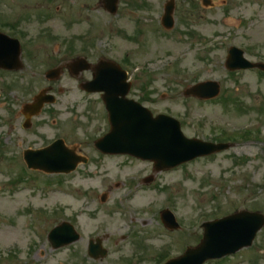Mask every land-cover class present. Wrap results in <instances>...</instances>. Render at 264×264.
Listing matches in <instances>:
<instances>
[{
  "label": "rangeland",
  "instance_id": "1",
  "mask_svg": "<svg viewBox=\"0 0 264 264\" xmlns=\"http://www.w3.org/2000/svg\"><path fill=\"white\" fill-rule=\"evenodd\" d=\"M164 1L150 3L151 16L161 13ZM211 1L207 15L213 21L193 29L205 40L193 48L185 41L155 40L154 23L141 28L146 33L144 44L134 43L140 42L137 38L125 40L119 29L131 36L136 32V15L128 0H121L117 16L107 14L98 0H0V22H5V16L20 18L19 31L25 35L21 42L32 43L31 51L41 62L31 66L39 73L34 78L26 73L0 75V257L10 256L2 264H159L157 256L164 250L169 260L197 246L204 222L242 210L264 216V76L257 72L230 75L223 54L229 43H219L233 32L231 42L250 50L249 59L264 61V0ZM48 32L61 43L51 40ZM79 38L96 44L93 52L88 51L92 62L104 57L122 63L128 53L136 52L129 56L135 66L131 67L130 97L139 101L141 87L151 79L149 90L155 103L146 105L154 114L180 120L188 138L217 139L231 144V149L159 173L151 171L148 161L102 156L93 145L107 131L101 101L83 97L76 88L78 82L68 75L49 83L43 73L73 58L65 55L66 40L77 45L79 54L83 48L81 41L75 42ZM205 80L221 84L218 100L196 102L184 96L187 88ZM13 84L16 88L6 93L5 86ZM49 85L62 89L55 114L43 113L34 120L35 127L25 131L21 128L23 105ZM24 88L28 90L21 91ZM227 98L229 107L223 104ZM245 129L256 135L225 140ZM56 138H65L67 145L89 159L64 179L61 190L56 187L64 176L30 171L22 160L25 150L41 148ZM20 174L24 180L17 182ZM152 175V184L142 182ZM103 195L105 203H101ZM142 198L147 200L144 205L139 202ZM169 202L183 221L181 230L169 232L162 225L160 214ZM131 203L146 208L134 209ZM65 220L83 239L53 250L47 236ZM96 236L103 238L109 250V256L100 261L87 255L88 241ZM206 264H264V228L250 248Z\"/></svg>",
  "mask_w": 264,
  "mask_h": 264
},
{
  "label": "water",
  "instance_id": "2",
  "mask_svg": "<svg viewBox=\"0 0 264 264\" xmlns=\"http://www.w3.org/2000/svg\"><path fill=\"white\" fill-rule=\"evenodd\" d=\"M110 11H115L117 0H104ZM173 7L170 6L168 14L171 16ZM20 47L8 41L0 35V68L3 69H21L20 66ZM240 68H246L243 65ZM263 67L262 65H260ZM230 70H236L235 64H229ZM110 72L111 77H108ZM60 71L50 74L59 77ZM97 75V76H96ZM96 79L91 84L93 89L123 90L120 92L125 97L128 86H125V75L113 66L99 65L96 68ZM198 86L187 91V95L197 96L199 98H214L219 94V87L213 85ZM205 87H208L205 89ZM52 102L48 97L40 96L34 105L26 108V113L36 115L40 112L43 103ZM107 109L110 115L112 131L103 140L97 143L98 149L104 153L111 154H130L142 159L155 162L157 170H163L178 166L184 162L193 160L200 156H207L216 152L228 149L227 145L205 144L196 140H188L181 132L180 124L172 118L159 116L154 119L152 114L141 108L139 105L131 106L125 100L112 101L106 98ZM50 148L45 151L26 154L27 162L31 167L41 168L51 172L67 171L70 172L76 168L75 165H68V157L63 155L61 158L63 166L67 170H54L51 166L59 163L53 155L48 152L53 151ZM168 225L169 220L164 217ZM264 225L263 217L248 212L237 213L229 218L204 225L205 234L201 245L197 249L189 250L184 257L174 260L169 264H204L210 259L222 258L226 255L234 254L243 247L250 246L255 238L256 232ZM172 226V224H170ZM78 236L71 226L64 224L57 228L50 235V240L55 248L67 246L77 241ZM106 251L101 249V243L91 244L90 255L97 258L105 257Z\"/></svg>",
  "mask_w": 264,
  "mask_h": 264
},
{
  "label": "flooded vegetation",
  "instance_id": "3",
  "mask_svg": "<svg viewBox=\"0 0 264 264\" xmlns=\"http://www.w3.org/2000/svg\"><path fill=\"white\" fill-rule=\"evenodd\" d=\"M153 1L154 2L156 1V3L159 2V0H130L131 9H136L138 12L144 13L146 15H150V11L153 10L152 5L150 3ZM164 8H165V2L162 4L161 13L157 12L155 14V18L151 20V21H155L154 26L156 29L162 28V18L164 15ZM207 11L208 9L203 7V0L199 2L194 0H180V2L178 1L176 2L175 0V15H174L175 32H177L179 36H184L186 41L192 45H196L197 43L202 44L205 40L202 38L200 39L199 33L193 29H196L199 23H204L203 26H207L208 24H210L209 19L211 18L208 17ZM149 23H150L149 19H145L143 22L137 20L136 26L140 30V32H138L136 35L137 39L142 40V38L146 36V33L144 31H141V28H145L149 26ZM14 24H16V21ZM0 25L3 26L2 23H0ZM78 58L68 60L66 63L63 64L60 63L59 66L63 65L66 74L68 73V75L72 77L74 74H76L78 79L83 80L82 82L84 83L87 82L85 81L86 80L85 78L87 79L92 78L93 71L92 70L85 72L78 71V68L80 67L78 62L76 61ZM80 58H84L89 62V64H91V66L93 65L88 55ZM26 72L30 74V76H34L37 73L36 71H26ZM49 88L52 91L56 90L54 87H49ZM58 90H62V89L59 88ZM82 94L84 96L87 95L86 93L83 92ZM99 97L101 99V95H99Z\"/></svg>",
  "mask_w": 264,
  "mask_h": 264
},
{
  "label": "bare ground",
  "instance_id": "4",
  "mask_svg": "<svg viewBox=\"0 0 264 264\" xmlns=\"http://www.w3.org/2000/svg\"><path fill=\"white\" fill-rule=\"evenodd\" d=\"M139 202H140L142 205H144V204L147 202V200H146V198H142V199H139Z\"/></svg>",
  "mask_w": 264,
  "mask_h": 264
}]
</instances>
